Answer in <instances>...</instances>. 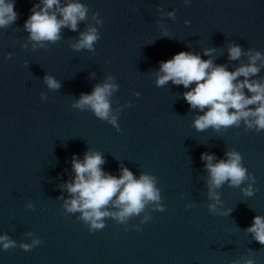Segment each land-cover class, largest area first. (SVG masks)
Segmentation results:
<instances>
[{
    "label": "clouds",
    "instance_id": "1",
    "mask_svg": "<svg viewBox=\"0 0 264 264\" xmlns=\"http://www.w3.org/2000/svg\"><path fill=\"white\" fill-rule=\"evenodd\" d=\"M188 2L189 0H185L186 4ZM30 11L31 15L24 22V29L35 49L46 47V42L55 44L59 41L62 28L77 31L78 24L87 21L89 8L79 0H68L63 6L61 0H39ZM168 15L174 16V13ZM18 18L15 0H0V29L13 25ZM93 19L97 24H102L99 13H94ZM99 39L97 28L89 26L80 33L79 39L72 47L77 51H95L94 44ZM214 52L215 49L208 48L204 50V55L211 57ZM242 55L248 56V63L230 71L224 65H215L211 58L202 59L199 54L180 51L171 59L160 63L159 71L154 73L155 84L157 87H163L170 81L174 85L189 89L183 93V99L191 109H198L203 113L197 115L193 121L192 126L197 131L212 128L219 132L222 128H238L241 122L246 130L264 131V79H250L257 76L264 67V54L252 48L245 53L239 45H229L230 61L239 60ZM240 77L243 79H238ZM113 81L114 77L108 76L102 84L96 85L91 93H81L72 107L81 111L90 110L95 117L107 121L119 132L121 129L117 123L118 117L112 113L109 99L119 88ZM44 83L50 90H58L61 87L60 82L51 75L44 77ZM133 94L140 95L138 92ZM41 99H46L45 94H41ZM225 157L226 159L218 161L209 153H202L200 157L209 176L208 198L214 203H209L207 208L212 215H217V205L221 203L220 194L216 190L226 183L229 187L240 188L246 181H250L241 191L247 197L253 196L255 191V177L243 166L241 154L230 150L225 153ZM104 163L105 160L98 151L86 152L82 161L73 156L74 176L71 181L62 185L69 194V198L64 200L66 213H79L77 218L88 225L89 231L92 232L103 229L106 218L126 224L130 217L139 216L150 203H155L160 211H164L160 205L161 196L156 186V177L141 173L139 178H136L123 166L120 168V176L117 177L102 169ZM110 205L116 211L109 210ZM28 207H31V204ZM230 212L231 209L228 210V213ZM148 220L150 217L146 216L142 223ZM244 231L264 245V216H254L252 224ZM41 243L37 238L33 239L31 244L21 243L19 247L30 251ZM0 246L3 250H9L17 247V243L5 234L0 236ZM233 264H255V261L250 252L248 257L233 261Z\"/></svg>",
    "mask_w": 264,
    "mask_h": 264
}]
</instances>
